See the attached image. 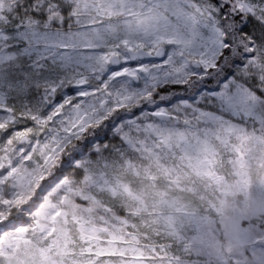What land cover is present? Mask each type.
<instances>
[{"label":"snow or ice","instance_id":"obj_1","mask_svg":"<svg viewBox=\"0 0 264 264\" xmlns=\"http://www.w3.org/2000/svg\"><path fill=\"white\" fill-rule=\"evenodd\" d=\"M0 264H264V0H0Z\"/></svg>","mask_w":264,"mask_h":264}]
</instances>
